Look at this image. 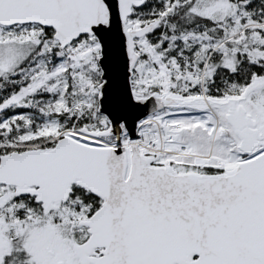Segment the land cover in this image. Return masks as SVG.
<instances>
[{
  "label": "snow or ice",
  "instance_id": "snow-or-ice-1",
  "mask_svg": "<svg viewBox=\"0 0 264 264\" xmlns=\"http://www.w3.org/2000/svg\"><path fill=\"white\" fill-rule=\"evenodd\" d=\"M0 264H264V0H0Z\"/></svg>",
  "mask_w": 264,
  "mask_h": 264
}]
</instances>
